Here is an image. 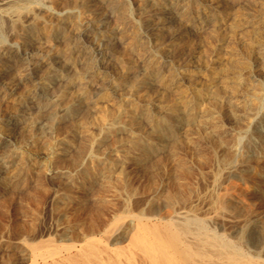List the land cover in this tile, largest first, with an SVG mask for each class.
<instances>
[{
  "label": "rangeland",
  "instance_id": "rangeland-1",
  "mask_svg": "<svg viewBox=\"0 0 264 264\" xmlns=\"http://www.w3.org/2000/svg\"><path fill=\"white\" fill-rule=\"evenodd\" d=\"M123 1L116 0L107 11L97 14L100 23L93 30V42L85 41V45L98 47L108 56L104 65L96 66L98 70L102 67L109 70V86L104 90L90 86L92 79L85 74L82 87L85 89L87 85L90 90L93 108L57 124L49 122L52 126L49 130L41 106L57 98L67 101L75 97L78 84L52 79L47 90L38 91L34 98L23 96L21 99L19 95L23 94L24 87H17L22 74H18L17 59L5 52L0 55V61L6 62L0 70V135L11 124V141L0 143V155L17 147L59 154L54 164L43 158L34 159L32 164L23 167L22 175L17 178L14 177L22 163L14 158L4 166L0 175V223L36 221L38 226L63 225L66 219L73 221L70 211L77 205L80 209H76L75 218L79 213L80 219H88L96 209L105 214L106 210V215L111 217L113 210L120 212L126 204L132 207L133 213L141 206L148 209L174 205L177 199L172 197V187L179 176V166L192 174L184 191V195H190L187 206L204 210L217 197L231 192L228 198L241 197L243 207L247 206L239 229L250 218L263 216L264 92L259 87H264V0H184L190 6L178 3L181 0H165L175 5L169 21L160 26V18L155 14L149 17L147 30L140 29L137 33L140 37L157 36L164 53L161 58L157 56L161 65L159 78L137 85L133 92L123 89L116 95L119 82L142 78L143 46L147 45L156 54L144 36L129 45L124 43L126 37L119 31V23L126 22ZM153 1L126 0L135 23L142 25L143 8L155 7ZM65 2L37 10V21L28 15L11 22L5 20L0 38L5 46H20L18 27L31 29L32 52L40 57L42 54L58 56L62 61L67 57L68 63L60 60L62 75L72 78L81 64L54 31L60 26L66 34L89 23L93 18L90 11L94 8L70 6V16L62 22L58 17ZM37 3L40 8L42 4ZM183 11L189 12L190 19L177 16ZM105 30L114 32L110 41L101 35ZM182 71L186 75L177 83L173 74ZM232 74L238 77L235 83ZM7 78L13 81L11 89L5 84ZM215 88L223 95L219 113L210 108L208 97L201 96L199 103L193 105L194 119L190 120L178 95ZM231 88L235 90L230 91ZM6 90L11 93L3 98ZM259 94L258 102L253 100ZM135 110L133 129L121 130ZM211 116L215 117L216 128L208 125ZM158 129L163 134L157 135ZM61 139L69 143L60 145L57 142ZM95 139H98L96 144L92 143ZM260 145L262 149H257ZM8 182L13 186L6 185ZM66 194L74 203H66ZM63 203L68 206L64 207ZM112 205L121 208L117 210ZM29 211L33 215L29 216ZM261 246L264 247V231Z\"/></svg>",
  "mask_w": 264,
  "mask_h": 264
},
{
  "label": "bare ground",
  "instance_id": "bare-ground-1",
  "mask_svg": "<svg viewBox=\"0 0 264 264\" xmlns=\"http://www.w3.org/2000/svg\"><path fill=\"white\" fill-rule=\"evenodd\" d=\"M38 1L42 4L40 8L37 5ZM63 1H66V4L63 6L62 15L58 17L62 22L68 17L70 6L83 5L85 8H94L93 11H90L93 18L89 23L81 25L82 27L77 26L66 34L60 26L54 31L55 35H59L63 39L64 47L71 50L81 64L80 70L72 78L62 75L61 57L48 54H42L40 57L32 52L30 47L34 42H29L32 35L31 29L18 27L20 29L18 39L22 44L20 46H5L0 38V55L4 52L13 54L18 62V74L22 72L17 82V87H24L23 94L19 95L21 99L23 96L34 98L38 91L47 90L52 79H63L66 80L67 84H78L79 92L75 97L67 101L57 98V100L41 106L42 117L46 120L48 130L52 128L49 122L57 124L60 120L72 118L81 111L87 113L93 108L94 103L91 102L90 90L87 89V85L85 89L82 87L85 74L92 79L89 81L90 86L94 85L99 90H104L109 86L111 82L109 70L103 69V67L98 70L99 68L97 69L98 66H96V64L104 65L108 56L98 47L90 48V46L85 45V41L92 40L93 42V30L97 29L100 23L97 14L107 11L116 0H0V30L5 20L11 22L14 18L23 15L31 16L34 21H37V10H46L45 6L48 4L63 3ZM153 2H155V7L143 8L144 20L142 25H138L131 18L128 3L126 0L123 1L126 22L119 23V31L123 38L126 37L127 42L124 40L126 45L140 40L137 33L140 29L147 30L150 24L149 17L157 14L160 18L158 21L160 26H164L172 17L175 5H170L165 0H154ZM179 2H184L185 5L190 6L184 0ZM177 16H181L184 20L190 19V14L186 11L177 13ZM113 34L112 30H105L102 31L101 35L110 41ZM144 39L152 44L156 54L151 53L147 45L143 46L142 78L134 82H119L115 87L117 89L115 90L116 95L123 89L133 92L137 85L142 86L147 84L150 79L159 78L161 65L157 62V56L163 57V49L156 34H148L144 36ZM68 61L69 59L66 57L62 62L68 63ZM5 63V60L0 61V70ZM43 68L44 71H42ZM175 75L178 83L186 74L182 71V73L173 74V76ZM232 76L235 83L238 77L236 74H232ZM222 81L223 79L219 83L222 84ZM5 84L11 89L12 79L7 78ZM233 90L235 88L230 89V91ZM259 90L264 92V87H259ZM10 93L7 90L3 91L2 97H8ZM201 96L208 97L210 108L217 110L215 114L219 110V105L221 106L220 103L223 102V95L216 88L212 91L196 89L187 96L178 95L184 113L186 116H190V120L194 119L193 105L199 103ZM259 98L260 94L254 96L253 100L257 101ZM257 102L254 103L255 108ZM22 104L24 105V102ZM117 108L118 111L122 110L120 106ZM136 114L137 111H133L128 122H126L127 125L120 127L121 130L133 129ZM146 117L147 120H151L150 115H146ZM214 118L211 116L207 120L208 125L212 128H216ZM10 126L11 124L4 133H1L0 143H10ZM156 134L163 133L158 129ZM34 141L36 142L35 139ZM57 143L67 145L69 141L61 139ZM92 143H98V139L93 140ZM262 147L260 145L257 149H262ZM14 158L22 163L14 177L17 178L23 167L29 163L32 164L34 159L43 158L48 163L54 164L59 158V154L48 151H24L20 147L13 148V150L0 155V175L4 172V166L11 164ZM190 175L192 176L190 170L179 166V176L177 180H172V188H174L172 197L177 199L176 204L171 203L172 205L164 208L157 206V208L150 207L148 209L141 208L142 206L136 208V203V211L133 213L132 207H130L131 211L128 207L129 204L123 205V208L112 205L113 208H117V210L121 208L122 211L116 212L115 209L111 212V217H108L106 210L105 214L103 210L96 209L88 219H80L77 218L79 213L75 218L76 211L80 207L77 205L72 210L68 207L67 210H71L73 221H69L65 217V225L38 226L36 221L35 223H17V221L12 224L0 223V264H264V247L261 246L264 214L263 216H253L254 218H250L252 220L246 222V225L244 224L239 229L241 221L244 220L243 211L247 206L244 205L243 207L244 201L241 197L228 198L231 192L223 194L222 197H217L212 204L210 203V207L204 210H196L187 206L190 195H184V191L187 189L186 181ZM8 184L11 186L10 182L6 183V185ZM170 197L169 199H172ZM68 201L74 203L66 194V203ZM65 205L64 207L68 206V204ZM64 207L62 205V208ZM111 208L108 210L109 213ZM64 209L66 211V208ZM32 213L30 212L29 216ZM79 216L81 217V215ZM61 217L63 218V215Z\"/></svg>",
  "mask_w": 264,
  "mask_h": 264
}]
</instances>
